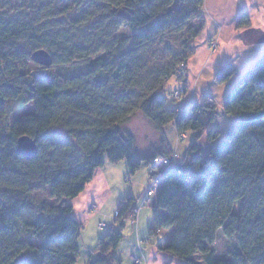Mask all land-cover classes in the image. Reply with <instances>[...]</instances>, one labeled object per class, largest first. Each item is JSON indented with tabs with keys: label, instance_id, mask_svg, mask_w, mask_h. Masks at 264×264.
Wrapping results in <instances>:
<instances>
[{
	"label": "trees",
	"instance_id": "obj_1",
	"mask_svg": "<svg viewBox=\"0 0 264 264\" xmlns=\"http://www.w3.org/2000/svg\"><path fill=\"white\" fill-rule=\"evenodd\" d=\"M10 1L0 6V264H75L83 224L68 200L106 161L124 160L130 176L144 165L153 170L174 151L168 123L193 138L145 204L153 212L149 238L168 232L160 249L180 264H196L198 252L203 264H264V53L231 86L222 109L233 122L219 128L213 103L174 110L159 97L191 57L203 0ZM39 49L53 63L35 77L28 70L39 66L31 59ZM235 74L228 61L214 80ZM152 97L165 112L161 121L150 116L161 138L139 152L123 126ZM30 104L33 112L8 121ZM20 135L37 141L36 155L16 152ZM203 135L207 151L198 144ZM118 203V228L86 264H121L114 252L139 213L131 197ZM218 238L229 243L225 256L215 254Z\"/></svg>",
	"mask_w": 264,
	"mask_h": 264
},
{
	"label": "crops",
	"instance_id": "obj_2",
	"mask_svg": "<svg viewBox=\"0 0 264 264\" xmlns=\"http://www.w3.org/2000/svg\"><path fill=\"white\" fill-rule=\"evenodd\" d=\"M200 15L204 26L193 42L194 49L186 65L187 81L184 82L175 77L178 82H181V85L178 87V83H174L172 86L173 91L184 89L185 93L179 99L166 98L165 107L186 110L197 104L211 102L220 112L214 122V125L220 128L233 122L232 117L223 114L222 106L225 96L240 74L249 69L264 53V0H204L200 7ZM216 37L217 49L214 53H210L209 41ZM228 61L236 67L237 74L228 81L217 84L214 74L222 64ZM188 86L196 88L194 95L190 94ZM163 90L168 91L167 85ZM166 127L171 130L170 138H167L168 143L176 150V161L180 160L190 145L187 144L188 142L184 144V141L188 139L190 143L193 133L187 131L183 139L177 140V130L174 124L164 125V134ZM198 144L204 151H207L210 146L205 135L198 140ZM106 162L96 169L93 177L80 194L76 198L68 200L73 205L72 216L82 224L90 217H96L94 214L99 215L106 205L116 207L113 203L115 199H117L116 203L125 197H131L137 201L145 192L150 173V168L147 165L141 166L132 176L123 177V180L129 182L130 185L127 187L123 185L120 188L118 180H122L123 165L117 166L115 165L117 163ZM119 188L120 190H118ZM146 208L149 213L152 211V205L141 208L136 224L130 223L136 241L137 237L141 241L140 251L145 258L142 264H180L179 260L171 259L160 249V246H164L167 241L168 232L155 238H149V236L146 239L140 238L139 216L142 209ZM116 210L114 211V221ZM151 213L153 214V212ZM106 215L108 214L103 213L104 218L107 217ZM156 240L157 242H152ZM143 244L146 246L145 248L142 246ZM140 251L137 248L129 253L130 264L132 263L131 256L140 255Z\"/></svg>",
	"mask_w": 264,
	"mask_h": 264
},
{
	"label": "rangeland",
	"instance_id": "obj_3",
	"mask_svg": "<svg viewBox=\"0 0 264 264\" xmlns=\"http://www.w3.org/2000/svg\"><path fill=\"white\" fill-rule=\"evenodd\" d=\"M0 2H1L0 6L6 5V3H9V5H11L10 0H5V1L0 0ZM196 24H198V22H196ZM102 55L103 53L98 54V56H102ZM54 69L55 68L52 67L53 71ZM187 78L184 79V82L187 81ZM174 83H178V87L181 85V82H178L175 76L173 75L170 77V79L168 80L166 84L168 91L167 90L163 91V93H160L159 96H161L162 98L163 97L171 98L170 92L173 91L172 86L174 85ZM187 88H189L191 95H194L196 93V88H194L195 89L194 92H192L193 87L188 86ZM180 90H182V94H181L182 96L185 93V90L184 89H180ZM33 110H34V107L31 104L23 106L22 108H19V110H16L10 115H8L7 119L11 123L14 119L19 117L20 114L30 113V112H33ZM164 114L165 112L157 111L155 101L152 97L150 100H148L147 102L143 104V108L140 112H135V114H133L130 117L128 122L124 124L125 126H123V128L130 134L134 135L135 146L139 152H143L145 150L151 149V147L154 146V144H156L160 140L161 138L160 131L156 127V124L151 121L150 116L151 117L154 116L156 120L161 121L164 118ZM170 131L171 130H169L168 127L165 128V134L168 139L170 138V135H171ZM186 143L189 144L188 139L184 141V144ZM115 165L117 166L123 165L124 168L122 171V177H121L122 180H118V181H119L120 188L123 185L127 187V185H130L129 182H125L123 180V177L125 176L130 177V175L128 174L129 169H127L126 162L124 160H121V162H118ZM120 188L118 190H120ZM41 198L43 200L47 199L48 201H51L52 203L55 202V200L48 198V195H42ZM116 200L117 199H115L113 202L114 205H116V207L106 205V207L101 210V213L99 215L94 214L96 217H90L88 221L83 223V228L79 236L80 251L76 259L77 262L75 264H86V262L88 261L89 255H92L91 256L92 258L95 257V255L98 252L99 240L102 239L104 234L109 229L118 228L119 225L115 223L114 221V211L118 208L117 204H119V203H116ZM233 209H234L233 214L235 215V213L238 212L237 203L234 204ZM151 212L152 211H150L149 213L148 208L142 209L141 215L139 216L138 224H139V235L141 239H146L149 236V227L151 226L150 222L153 216ZM103 213L108 214L106 215L107 217L104 218ZM103 220L106 222L107 227L100 228L98 226V222H102ZM124 225H125L124 229L122 230L123 238L117 245V248L114 253L119 259H121V264H130L129 253L133 250H137V247H135L136 238L135 236H133V231L131 230L132 225L128 222H125ZM152 242L155 243L157 242V240L152 241ZM142 246L144 248L146 247L144 246V244ZM214 247H215V254H217L218 256H225V252L230 249L229 243H227L226 240L224 241L222 238H218L214 242ZM194 259H195L196 264H203L201 261L200 252L196 254Z\"/></svg>",
	"mask_w": 264,
	"mask_h": 264
},
{
	"label": "built area",
	"instance_id": "obj_4",
	"mask_svg": "<svg viewBox=\"0 0 264 264\" xmlns=\"http://www.w3.org/2000/svg\"><path fill=\"white\" fill-rule=\"evenodd\" d=\"M204 1V0H203ZM218 43H217V37L213 38L209 41V51L210 53H214L217 49ZM50 66H44V65H40L39 66H31L29 67L28 73H30V75H33L35 77H40V76H44L46 75L48 72V68ZM187 76V66H183V65H179L176 73H175V77L178 78L179 80H183ZM194 88L192 89V92H194ZM182 94V90H175L174 92H172L171 98L174 99H179L180 96ZM177 134V140H181L185 137V133H178ZM173 153L169 156L166 157V159L163 160H155L154 162V169L150 171L149 176H148V183L146 185L145 188V192L140 196V198L137 200L138 203H136V207H135V212L137 214V212H139V210L145 206V204H150L151 201V197L153 195L156 194L157 191H159L160 185L163 182V177L165 175L166 169L168 168V166L174 161L176 160V150L173 149ZM94 207V206H93ZM117 215V213H115V216ZM129 221H131L132 223L136 224L137 222V217L136 215L133 216L131 215L129 217ZM98 226L100 228L102 227H107L106 223L104 221L99 222ZM137 230V228H136ZM140 239L137 237V247L140 250L141 246H140ZM132 264H142L145 261V258L143 257L141 251H140V255H132Z\"/></svg>",
	"mask_w": 264,
	"mask_h": 264
},
{
	"label": "water",
	"instance_id": "obj_5",
	"mask_svg": "<svg viewBox=\"0 0 264 264\" xmlns=\"http://www.w3.org/2000/svg\"><path fill=\"white\" fill-rule=\"evenodd\" d=\"M31 59L38 65L50 66L53 61L51 55L43 49H39L32 53ZM16 152L28 157H32L38 153L37 141L27 135H20L17 139Z\"/></svg>",
	"mask_w": 264,
	"mask_h": 264
}]
</instances>
